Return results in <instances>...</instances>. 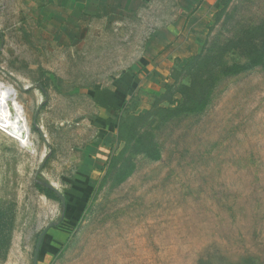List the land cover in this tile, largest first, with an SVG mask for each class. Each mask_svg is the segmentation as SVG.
Listing matches in <instances>:
<instances>
[{
	"label": "rangeland",
	"instance_id": "374dc122",
	"mask_svg": "<svg viewBox=\"0 0 264 264\" xmlns=\"http://www.w3.org/2000/svg\"><path fill=\"white\" fill-rule=\"evenodd\" d=\"M185 1L108 24L58 0H0V84L30 143L0 130V264H33L42 233L38 264H264V0ZM176 24L171 50L198 36V54L249 69L179 73L177 60L111 119L102 93Z\"/></svg>",
	"mask_w": 264,
	"mask_h": 264
},
{
	"label": "crops",
	"instance_id": "0c3cea01",
	"mask_svg": "<svg viewBox=\"0 0 264 264\" xmlns=\"http://www.w3.org/2000/svg\"><path fill=\"white\" fill-rule=\"evenodd\" d=\"M52 2H56V0H51ZM63 5L70 9H74L75 16L80 19L86 21V23H92L95 20L106 21L108 24L114 23L116 21L121 22L124 20V17L131 14L137 16L139 10L149 5L154 0H58ZM185 2V9L187 10V3ZM181 6V5H180ZM190 7H193L194 4H190ZM188 6V7H189ZM77 21V20H76ZM178 24L172 26L171 30L168 28H164L158 32V34H153L148 37L150 40L151 37L152 45H145L144 54L140 63L135 65L133 69H127L131 74L125 75L123 77L122 83L117 82L113 86H108L109 88L105 89L106 93H102L101 99L98 101H102V107L105 108L107 116L115 117L117 112L123 110V105H127L129 99L131 97L132 91L142 85L145 82H149L151 80L160 81L162 78L166 77V72L172 68L173 65L176 64L177 60L184 61L193 56H196L200 51V46L197 42L199 37L196 36L194 41V45H192L189 41L186 43V49H182L183 51L171 50L173 41L179 37L178 32ZM193 31V29H191ZM190 32V31H189ZM180 33V31H179ZM181 40L185 38L180 37ZM157 40V41H156ZM185 43H182L184 45ZM191 45V46H190ZM132 70V71H131ZM134 72V73H133ZM162 77V78H161ZM148 80V81H147ZM126 83V84H125ZM125 84V85H124ZM99 96V95H94ZM106 98V99H104ZM108 108V109H107ZM102 130V137L106 141V137L111 135L112 127L110 124H106ZM108 144V141L105 142ZM103 151H107L108 145L103 147Z\"/></svg>",
	"mask_w": 264,
	"mask_h": 264
},
{
	"label": "bare ground",
	"instance_id": "6f19581e",
	"mask_svg": "<svg viewBox=\"0 0 264 264\" xmlns=\"http://www.w3.org/2000/svg\"><path fill=\"white\" fill-rule=\"evenodd\" d=\"M0 130L29 147V128L16 103V92L0 84Z\"/></svg>",
	"mask_w": 264,
	"mask_h": 264
},
{
	"label": "trees",
	"instance_id": "16d2710c",
	"mask_svg": "<svg viewBox=\"0 0 264 264\" xmlns=\"http://www.w3.org/2000/svg\"><path fill=\"white\" fill-rule=\"evenodd\" d=\"M205 63H209V65L211 67H213V69L217 68L215 70V72L216 71H222L221 73H223V70L228 71V72H231V71L239 72V71H242V70H247L250 67L249 64H244V65L235 64L233 66H230V65H227V64H223V61L220 63V66H219V65H217V61L215 60L214 53L211 52V53L205 54V52H203L202 54H198L196 56H193V57L189 58L187 63H186V65L184 67L178 69L177 71L179 73H182V72L187 71L188 68H190L192 65H195L196 67H200V65L204 66L203 64H205ZM177 77H178L177 75L175 77L173 76L175 82H177ZM202 79H204V77L203 78L199 77V81H201L200 84L202 86L201 89L204 88V90L202 91L200 89L201 91H200V94L198 96L199 98H198V101H197V104H196L197 108H198L197 110L202 109L207 104V94H205L207 81L206 80L202 81ZM193 83H194V81H193ZM195 83H196V81H195ZM194 85L197 86L196 84H192V86H189V87H191V89H192V87H195ZM175 86L176 85H174V86L166 85L165 88H166L167 91H171ZM185 87L189 88L188 86H185ZM183 96H184V93H183ZM200 98H202V99H200ZM195 100H197V99H195ZM182 105H183V103H182ZM162 110H172V111H174L176 109L175 108H172V109L163 108ZM145 117L146 116H143V115L142 116H130L129 122H127L126 120L124 122L125 127L129 125L128 127L130 128V130L134 129L135 126H136V122L139 121V120L145 119ZM46 193L50 195V191L49 190H46Z\"/></svg>",
	"mask_w": 264,
	"mask_h": 264
},
{
	"label": "water",
	"instance_id": "95a60500",
	"mask_svg": "<svg viewBox=\"0 0 264 264\" xmlns=\"http://www.w3.org/2000/svg\"><path fill=\"white\" fill-rule=\"evenodd\" d=\"M44 237H45V233H42L40 235V237H39V240H38V243H37V246H36V249H35V253H34L33 264H38L39 251H40L41 245L43 243Z\"/></svg>",
	"mask_w": 264,
	"mask_h": 264
}]
</instances>
